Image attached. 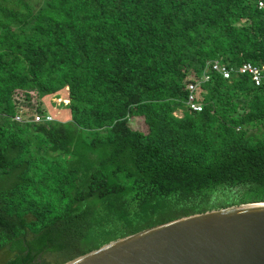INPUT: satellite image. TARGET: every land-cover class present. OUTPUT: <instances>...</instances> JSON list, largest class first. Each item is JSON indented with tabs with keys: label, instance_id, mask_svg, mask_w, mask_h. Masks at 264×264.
<instances>
[{
	"label": "trees",
	"instance_id": "trees-1",
	"mask_svg": "<svg viewBox=\"0 0 264 264\" xmlns=\"http://www.w3.org/2000/svg\"><path fill=\"white\" fill-rule=\"evenodd\" d=\"M260 1L0 0V264L264 203V81L211 71L186 104L215 61L264 73Z\"/></svg>",
	"mask_w": 264,
	"mask_h": 264
},
{
	"label": "water",
	"instance_id": "water-1",
	"mask_svg": "<svg viewBox=\"0 0 264 264\" xmlns=\"http://www.w3.org/2000/svg\"><path fill=\"white\" fill-rule=\"evenodd\" d=\"M66 264H264V203L183 217Z\"/></svg>",
	"mask_w": 264,
	"mask_h": 264
},
{
	"label": "built area",
	"instance_id": "built-area-1",
	"mask_svg": "<svg viewBox=\"0 0 264 264\" xmlns=\"http://www.w3.org/2000/svg\"><path fill=\"white\" fill-rule=\"evenodd\" d=\"M258 8L261 11H264V2L260 1L258 3ZM213 71L220 76L223 77L225 80H231L233 75H249L252 81L255 83L257 87L261 86L264 81V73L260 67L255 66L251 63H244L240 68H231L227 64H224L219 61H215L208 65L206 69H204L203 73L201 74L200 78L195 79L193 82H190L187 85V101L186 104L190 111L195 113H200L203 110L202 104L197 99L198 90L206 83L210 81V72ZM20 101V100H19ZM54 103L58 105L64 103L65 105L69 104V100L62 99V98H54ZM21 107V111L18 115L11 117V119L17 123H22L27 121V118L23 116L25 112L28 110L21 105V101L18 102ZM5 116L0 112V117ZM53 116L50 115L47 117V121H53ZM40 119L37 117L36 121ZM31 121V120H30ZM34 121V120H33Z\"/></svg>",
	"mask_w": 264,
	"mask_h": 264
},
{
	"label": "rangeland",
	"instance_id": "rangeland-1",
	"mask_svg": "<svg viewBox=\"0 0 264 264\" xmlns=\"http://www.w3.org/2000/svg\"><path fill=\"white\" fill-rule=\"evenodd\" d=\"M38 1V0H37ZM28 112V111H27ZM176 115L178 116V117H181L182 116V112H180V111H178L177 113H176ZM36 118H37V116H36V114L34 113V112H32V113H29L28 115H27V121H36Z\"/></svg>",
	"mask_w": 264,
	"mask_h": 264
},
{
	"label": "bare ground",
	"instance_id": "bare-ground-1",
	"mask_svg": "<svg viewBox=\"0 0 264 264\" xmlns=\"http://www.w3.org/2000/svg\"><path fill=\"white\" fill-rule=\"evenodd\" d=\"M50 100V99H49Z\"/></svg>",
	"mask_w": 264,
	"mask_h": 264
}]
</instances>
